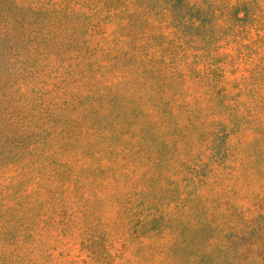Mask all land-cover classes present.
I'll return each mask as SVG.
<instances>
[{"label":"trees","instance_id":"1","mask_svg":"<svg viewBox=\"0 0 264 264\" xmlns=\"http://www.w3.org/2000/svg\"><path fill=\"white\" fill-rule=\"evenodd\" d=\"M247 28L264 43V0H0V264H185L210 246L218 205L250 231L264 78L227 79L223 64ZM120 71L136 86L86 125ZM100 128L94 151L83 140ZM245 172L256 188L234 185Z\"/></svg>","mask_w":264,"mask_h":264},{"label":"rangeland","instance_id":"2","mask_svg":"<svg viewBox=\"0 0 264 264\" xmlns=\"http://www.w3.org/2000/svg\"><path fill=\"white\" fill-rule=\"evenodd\" d=\"M241 37H244L241 43L245 45V47H227L223 49V52L229 53V57L231 58L230 61L229 58H227L225 63H223L226 66V78L233 79L234 81H243L249 78L248 80L250 82H261L264 78V43L261 45L257 44L259 41L256 40L257 38H255L254 31L250 28L244 29ZM249 41H251V45ZM254 46L257 48L254 49ZM249 50H252L253 53L248 56ZM99 51L101 54V45ZM62 61V59L59 60L57 58H55L54 61H50L51 64L49 68L43 73V76L42 74L40 76L46 80L47 83L51 82L54 78V71L51 67L52 64L57 66L58 64H62ZM117 66L121 67L119 64ZM49 70H51L50 73H48ZM120 74L122 75L118 78V84H113L110 88L104 90V93H107L106 98L104 97L101 100V91H99L94 96L98 101L97 106L87 105L86 113L83 116V121L86 125L93 124L92 127H95L97 126L96 124H99L101 127V122L106 120L104 118L106 113H108L107 118L113 119L117 107L125 100V97H121L120 95H129L132 91L130 88L136 86L135 78L131 73H122L120 71ZM103 77H106L107 81L113 80L112 74L108 72H105ZM107 84L108 82H102L101 87H105ZM50 87L51 85L48 86V88ZM107 99L110 100L109 104L106 103ZM101 103L103 106H101ZM6 104H8V102L5 103V105ZM4 109L5 107L2 105L0 110L4 111ZM107 109L109 110L107 111ZM97 134L98 136L95 134L91 137L86 136L83 140V142H85L84 144H86V142L92 143V149H95L94 151L101 149V128ZM252 147L253 145H248L244 151H249ZM166 151L167 153H173V147L167 148ZM252 178L253 177H250V175L245 172L235 181L234 185L240 190L249 191L256 188L255 185H251V182L254 180ZM258 188L260 189L262 187L258 186ZM260 192H262V190H260ZM213 211L216 217L212 219L210 225L208 224L209 226L207 229L210 246L206 248L202 246L201 248L192 250L185 264H264V216H257L251 230L243 232V230H246V228L243 227L245 222L240 217L241 211L239 209H226L218 205L213 207ZM252 211L253 209L249 208L246 212L244 211L243 214L250 215ZM245 225L248 224L245 223ZM240 228L241 230L239 232H235ZM227 230L231 231V233L227 234Z\"/></svg>","mask_w":264,"mask_h":264}]
</instances>
